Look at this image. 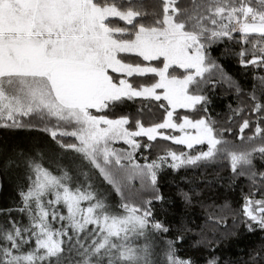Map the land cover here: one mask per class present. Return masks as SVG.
<instances>
[{"label":"snow or ice","instance_id":"snow-or-ice-1","mask_svg":"<svg viewBox=\"0 0 264 264\" xmlns=\"http://www.w3.org/2000/svg\"><path fill=\"white\" fill-rule=\"evenodd\" d=\"M112 19L124 26H112ZM234 34L248 46L236 54L239 65L264 69V0H194L191 7L155 0L151 11L144 0H0V128L46 132L62 148L81 154L121 197L114 210L91 182H74L67 171L54 175L29 161L18 209L28 222L12 219L9 211L8 221L0 224V264H198L179 255L177 241H167L162 251L155 247L152 237L169 231L151 207L164 200L158 171L165 164L177 170L220 157L252 189L235 219L248 232L264 231V195L255 198L264 191V171L255 164L258 158L264 165V75L253 77L261 86L259 96L255 86L249 93L257 118L239 125L237 139L243 141L255 124L249 147L231 146L223 138L231 129L218 133L206 115L176 119L178 109L208 112L206 93L216 86L217 74L241 91L210 53ZM149 74L150 84L132 82ZM137 98L158 102L162 120L145 126L136 119L132 127L129 115L109 114ZM242 112L234 110L237 116ZM58 137L76 142L64 144ZM142 137L170 140L190 151L169 149L139 163L136 151L151 147ZM117 142L127 147L117 149ZM196 146L206 148L196 151ZM136 180L151 193L139 204L124 196ZM182 195L190 202L188 193ZM57 221L60 226L54 227ZM258 257L251 258L253 264ZM204 264H219V257Z\"/></svg>","mask_w":264,"mask_h":264},{"label":"trees","instance_id":"trees-1","mask_svg":"<svg viewBox=\"0 0 264 264\" xmlns=\"http://www.w3.org/2000/svg\"><path fill=\"white\" fill-rule=\"evenodd\" d=\"M155 0H144L149 11ZM181 7H191L194 0H180ZM111 25L122 27L123 22L112 19ZM235 39L215 44L210 53L213 59L222 66L223 70L239 84L241 91L237 92L235 87L225 82L217 81L214 88H209L206 93L209 95L210 103L207 105L208 112L187 109H178L176 119L183 115H189L198 119L206 115L215 124L217 132L231 129L224 132L223 138L235 148L249 147L252 142L247 136L252 135V129L245 130V139L238 140L239 125L243 119L256 120V115L251 113V101L249 93L254 86L257 95L260 94V85L253 79L254 76L264 75V69L254 66L241 67L239 58L236 55L242 47H248L239 43V35L234 34ZM255 39V37H252ZM124 59L138 62L139 58L126 56ZM179 74V73H176ZM134 84H150L153 77L149 74L146 77H135ZM243 109L240 115H235L234 110ZM110 115H129L130 126L134 127V121L141 119L145 126L162 120V110L158 102H149L137 98L134 101H127L116 106ZM32 123L37 124L39 117H32ZM52 121V124H55ZM42 129L43 124H37ZM70 130V129H69ZM177 132H174L176 134ZM64 144L75 143L74 138L58 137ZM30 140V141H27ZM142 144L150 143V148H140L136 151V160L144 163V157L149 160L162 156L169 149L173 151H190L183 145H176L170 140L157 138L149 142L147 137L140 138ZM260 143L259 138L255 142ZM117 149L126 148L123 142L113 145ZM202 147L196 146V151ZM52 148L51 151H69V174L74 171L72 165L79 164L76 171H84L87 176H92L102 184L98 171L84 160L83 156L72 150H66L53 140L50 135L42 130H30L28 128L7 129L0 128V224L9 219V211L12 219L27 224L26 215L18 211L22 207L21 190H26L30 174L28 163L35 160L38 163L44 162L40 150ZM62 153V156L65 157ZM195 154V152H193ZM170 162V158H169ZM255 164L258 170L264 171V165L257 158ZM59 165V164H57ZM56 165V166H57ZM54 172V169L52 170ZM84 173L82 175H84ZM85 176V175H84ZM86 177V176H85ZM106 195H109L112 202L109 205L115 210L121 204V197L114 190L104 183ZM158 188L162 193L163 201H154L152 208L156 220H159L169 229L167 233H157L154 238L161 244V250L167 241H177L176 248L181 257H193L198 264H204V260L210 256L219 257V264H253L252 257L259 253L256 264H264V231L248 232L246 228L235 219L240 212L243 197L248 195L252 189L246 177H234L230 170L227 159L220 157L212 161L201 162L196 166H186L173 170L166 164L158 171ZM183 193H188L190 202L183 199ZM264 191L258 193L255 198L259 199ZM125 198L137 204L150 198L151 193L142 188L139 180L132 182L124 192ZM24 217V219H23ZM231 233H236L232 236ZM182 239L177 240V238Z\"/></svg>","mask_w":264,"mask_h":264},{"label":"rangeland","instance_id":"rangeland-1","mask_svg":"<svg viewBox=\"0 0 264 264\" xmlns=\"http://www.w3.org/2000/svg\"><path fill=\"white\" fill-rule=\"evenodd\" d=\"M174 134V133H173ZM179 133L177 132L176 135H178ZM66 139V137H65ZM30 141V140H27ZM52 148L49 149H42L40 150V155L42 156V159H44L43 162V166L48 168L51 172L54 169V172H52L54 175H61L62 172L67 171L69 173V151H56L53 152L51 151ZM62 153H64L63 155L65 157L62 156ZM59 164V165H57ZM57 165V166H56ZM74 171L73 174H69L70 176L73 177V181L74 182H83V183H88L91 182L93 184L94 190H96L97 192L101 193L103 195L104 198H106L107 203L108 202H112L111 198L109 195H106V191L107 189L104 188V183L99 184L98 180L94 179L92 176L90 177H85L84 175H82L84 173V171H76L77 167H80L79 164L74 163L72 165ZM106 190V191H105ZM109 192V191H107ZM27 218V217H26ZM24 219V217H23ZM60 226V222H54V227H59ZM91 227V226H89ZM87 233L82 234V238L83 236H86ZM152 239H154L155 241V247L157 249H159L160 251H162L161 249V244H159L156 240V238L152 237ZM74 255V254H73Z\"/></svg>","mask_w":264,"mask_h":264}]
</instances>
